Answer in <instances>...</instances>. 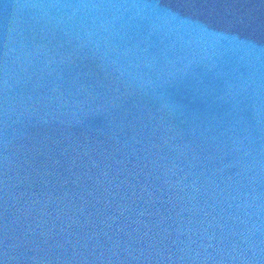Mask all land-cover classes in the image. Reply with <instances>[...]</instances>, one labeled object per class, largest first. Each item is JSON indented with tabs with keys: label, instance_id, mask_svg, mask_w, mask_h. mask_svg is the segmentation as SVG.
Masks as SVG:
<instances>
[{
	"label": "water",
	"instance_id": "water-1",
	"mask_svg": "<svg viewBox=\"0 0 264 264\" xmlns=\"http://www.w3.org/2000/svg\"><path fill=\"white\" fill-rule=\"evenodd\" d=\"M0 264H264V0H0Z\"/></svg>",
	"mask_w": 264,
	"mask_h": 264
}]
</instances>
